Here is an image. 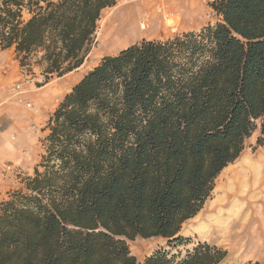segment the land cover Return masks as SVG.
Returning a JSON list of instances; mask_svg holds the SVG:
<instances>
[{
    "label": "trees",
    "instance_id": "trees-1",
    "mask_svg": "<svg viewBox=\"0 0 264 264\" xmlns=\"http://www.w3.org/2000/svg\"><path fill=\"white\" fill-rule=\"evenodd\" d=\"M118 0H0V53L43 77L79 69ZM199 32L143 39L106 56L49 119L44 153L0 201V264H221L198 242L139 262L129 241L180 236L260 128L264 0H220ZM248 264H260L250 262Z\"/></svg>",
    "mask_w": 264,
    "mask_h": 264
},
{
    "label": "rangeland",
    "instance_id": "rangeland-1",
    "mask_svg": "<svg viewBox=\"0 0 264 264\" xmlns=\"http://www.w3.org/2000/svg\"><path fill=\"white\" fill-rule=\"evenodd\" d=\"M157 1L118 0L115 7L103 12L95 44L84 64L43 87H39L44 79L38 70L35 76L30 75L20 68L12 50L0 53V139L4 131L11 143L9 146L7 140L3 141L0 147V155H10L0 168V201L21 189L22 180L33 175L44 153L43 142L48 135L50 117L65 95L104 57L143 39L163 40L179 33L199 32L220 20L208 0H164L165 16L157 13L147 20L139 19L137 12L145 2ZM123 21L129 22L124 24ZM142 26L147 27L142 29ZM260 135L258 128L246 141L241 157L227 168H249L250 165L263 168V187L253 180L251 187L240 190L235 200L223 204L217 201L220 195L216 189L198 216L183 226L180 236L190 240L189 245L173 248L161 238H137L128 242L132 255L142 262L161 249L184 254L198 242H207L228 252L221 264H264V161L258 164L259 157L264 158V146L257 145ZM17 154L19 160L15 158ZM220 183L221 178H218L216 186Z\"/></svg>",
    "mask_w": 264,
    "mask_h": 264
},
{
    "label": "crops",
    "instance_id": "crops-1",
    "mask_svg": "<svg viewBox=\"0 0 264 264\" xmlns=\"http://www.w3.org/2000/svg\"><path fill=\"white\" fill-rule=\"evenodd\" d=\"M121 50L110 56L117 55ZM0 140L1 148L3 146L1 145L3 141L7 140L9 146L11 144L8 135L6 136L4 131L1 132ZM8 158H10V155L8 157L6 155H0V168H2L1 165L3 164V161ZM15 158L16 160L20 159L18 154L15 156ZM218 178H221V183L219 187L215 186L214 190L216 191L217 189V193L220 195L217 201H221V204L225 202L229 203L237 198L240 190H243L247 186L251 187L253 180L259 183V186L263 187V168H225ZM249 236L250 235H248V237Z\"/></svg>",
    "mask_w": 264,
    "mask_h": 264
},
{
    "label": "bare ground",
    "instance_id": "bare-ground-1",
    "mask_svg": "<svg viewBox=\"0 0 264 264\" xmlns=\"http://www.w3.org/2000/svg\"><path fill=\"white\" fill-rule=\"evenodd\" d=\"M127 4V3H126ZM136 5H138V4H136ZM164 0H159V1H157V2H154V3H152V2H145V4H144V6L141 8V9H139L138 10V12H137V14H138V16L140 17L139 19H145V20H147L148 19V17L149 18H151L153 15H155V14H160L161 16H165V14H164V12H163V9H164ZM169 8V7H168ZM117 9V8H116ZM119 10V9H118ZM115 12V11H114ZM131 13V12H130ZM142 13H145L144 15H142ZM133 14V13H132ZM132 14H130L129 16H128V18L129 19H131V15ZM112 18V17H111ZM124 22V24H126L127 22H129V21H123ZM120 25H121V23L119 24V26L117 27V29L120 27ZM105 27V26H104ZM146 27L147 26H142V29H146ZM103 28V27H102ZM117 29H116V34H117ZM121 29V28H120ZM107 30H109V29H107ZM105 34V33H104ZM122 35V34H121ZM103 36V35H102ZM114 37V36H113ZM124 37V36H123ZM263 161H264V158H263V155H261L260 157H259V162H258V164H263ZM257 164V167H261L260 165H258ZM251 167H256V166H249V168H251ZM221 205V204H220ZM216 211V210H215ZM211 212V211H210ZM224 224V223H223ZM220 228V227H219ZM247 242H249V241H247ZM246 246H248V243L246 244ZM257 249H259L258 247H257ZM255 253H256V249H254L253 250Z\"/></svg>",
    "mask_w": 264,
    "mask_h": 264
},
{
    "label": "built area",
    "instance_id": "built-area-1",
    "mask_svg": "<svg viewBox=\"0 0 264 264\" xmlns=\"http://www.w3.org/2000/svg\"><path fill=\"white\" fill-rule=\"evenodd\" d=\"M220 0H208V3L211 5V7L213 8V6L215 4H217ZM215 11V10H214Z\"/></svg>",
    "mask_w": 264,
    "mask_h": 264
}]
</instances>
